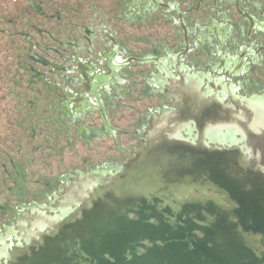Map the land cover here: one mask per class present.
I'll return each instance as SVG.
<instances>
[{
  "label": "flooded vegetation",
  "instance_id": "1",
  "mask_svg": "<svg viewBox=\"0 0 264 264\" xmlns=\"http://www.w3.org/2000/svg\"><path fill=\"white\" fill-rule=\"evenodd\" d=\"M78 1L76 8L82 0ZM19 2L12 0L11 9ZM82 2L89 8V23L75 9L76 18L63 24L57 14L51 26L50 15L43 12L40 24L20 7L13 10L17 13L8 28H2L6 17L0 10V33L24 36L29 43L35 39L39 45L34 54L29 49L26 62L27 72H35L31 81L37 84L33 89L39 108L28 116L44 123L40 126L44 148L55 146L58 156L65 146L81 144L88 152L96 147L105 151L98 160L86 158L89 155L78 158L76 153L68 164L59 159L62 168L72 169L42 176L39 190L27 186L30 174L10 157L18 175L16 179L7 172V178L19 186L24 183L29 193L45 200L19 211L12 224L15 229L5 235L7 244L0 241V264H11L14 251H26L35 240H43L41 232L32 229L39 212H46L42 235L49 237L85 207L80 200H87L89 192L76 194L80 183H97L104 189L113 178L136 175L139 167L132 163L133 155L147 156L154 144L149 138L157 137L149 123L178 116L187 109L183 102L189 98L197 104L192 115L196 122L183 126L173 120L162 122L165 137L187 140L173 144L183 147L184 154L173 153L216 162L232 177L240 165H247L248 182L264 202V0ZM16 18L20 27L13 23ZM186 84L200 87L198 93L207 96L175 95L173 87ZM22 97L26 106V89ZM29 102L35 107L33 100ZM128 119L135 123L125 125ZM29 129L36 137L37 128ZM179 132L182 136L176 135ZM208 186L206 181L200 185L205 190Z\"/></svg>",
  "mask_w": 264,
  "mask_h": 264
},
{
  "label": "water",
  "instance_id": "2",
  "mask_svg": "<svg viewBox=\"0 0 264 264\" xmlns=\"http://www.w3.org/2000/svg\"><path fill=\"white\" fill-rule=\"evenodd\" d=\"M199 88L186 84L173 91L195 98L205 95ZM189 99L178 116L149 123L157 137L149 138L154 144L147 156L133 155L136 175L113 178L104 189L77 185L76 194L89 192L80 200L85 207L49 237L42 235L46 212H39L32 229L43 240L14 251L11 264H264V202L248 182L247 165L232 177L216 162L173 153H183L173 144L187 140L174 142L162 133L169 120L182 126L197 121V104Z\"/></svg>",
  "mask_w": 264,
  "mask_h": 264
},
{
  "label": "rangeland",
  "instance_id": "3",
  "mask_svg": "<svg viewBox=\"0 0 264 264\" xmlns=\"http://www.w3.org/2000/svg\"><path fill=\"white\" fill-rule=\"evenodd\" d=\"M11 1L0 0L2 8L0 10L3 12L2 17H6V23L2 24V28H8L7 24L11 22L9 19L13 17L14 13H17V11L13 10H17L20 7L29 14L33 21L38 23H40L39 15L47 12L50 15L47 21V23H50V26L55 22L57 14L62 15L61 22L63 24L73 15L76 18L75 9H80V15L86 19L87 23L91 21L87 17V9L89 8L87 6L82 7L85 3L82 2L83 0L80 1V7L78 8H76L78 0H28V3L27 0H20L18 6L12 9L10 7ZM29 4L36 8H31ZM13 21H15L13 23H16V26H21V22L17 18ZM12 46H15V48L12 49ZM37 48H39V45L35 39L29 43L24 36L10 37L7 34L0 33V241L3 244H6L8 240L5 235H8L10 231L15 229L12 224L16 218L20 217L21 212L19 211L28 210V208L35 206V204H42L45 200L42 198V195L29 193L27 187L29 184L33 189L39 190L43 184L38 180H41L42 176L55 175L58 172L72 169V167L68 166L62 168L58 160H67L68 164L73 159V153H76L78 158L83 157V155H89L86 158L98 160L102 156V153L105 152L98 147L88 152V148L81 144L74 147L65 146L58 156L55 153V146L44 148V145H42L43 143L40 141V126L43 127L44 123L42 125L40 121L37 122L35 115L28 116L29 112L33 111L37 113L39 110L36 106L38 102L36 100L37 96L33 89L37 84L31 81L35 72L31 74L30 71L27 72L26 70L29 49L30 53L34 54ZM31 62L33 61L31 60ZM25 89V99L28 100L26 101V106H23L24 97L22 96L25 94ZM30 100L35 102V107H31ZM149 102L151 101L149 100ZM19 110H22V112ZM133 118L136 120L134 114ZM131 120L128 119L125 125H133L135 122H131ZM30 127L37 128L36 137H32L33 134L32 130L29 129ZM125 137L122 136L123 139ZM51 145H53V139L51 140ZM93 155L95 156L93 157ZM10 157L15 159L21 170L30 174L31 181L25 180L27 186H24V183L19 186L11 178H7V172L15 176V178L18 175L17 170L11 165Z\"/></svg>",
  "mask_w": 264,
  "mask_h": 264
}]
</instances>
